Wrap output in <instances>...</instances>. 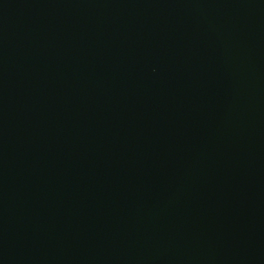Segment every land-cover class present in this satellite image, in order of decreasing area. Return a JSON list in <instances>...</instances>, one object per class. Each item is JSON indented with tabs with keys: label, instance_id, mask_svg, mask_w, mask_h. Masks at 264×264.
Here are the masks:
<instances>
[{
	"label": "water",
	"instance_id": "obj_1",
	"mask_svg": "<svg viewBox=\"0 0 264 264\" xmlns=\"http://www.w3.org/2000/svg\"><path fill=\"white\" fill-rule=\"evenodd\" d=\"M0 264H264V0H0Z\"/></svg>",
	"mask_w": 264,
	"mask_h": 264
}]
</instances>
